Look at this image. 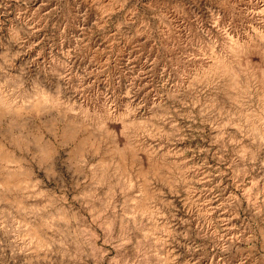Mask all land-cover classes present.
<instances>
[{
    "label": "rangeland",
    "instance_id": "obj_1",
    "mask_svg": "<svg viewBox=\"0 0 264 264\" xmlns=\"http://www.w3.org/2000/svg\"><path fill=\"white\" fill-rule=\"evenodd\" d=\"M263 6L264 0H0V85L14 94L40 85L74 109L0 122L7 141L27 143L37 180L22 192L26 212L0 202V264H144L151 253L150 261L155 254L167 264H264V146L238 130L244 120L226 102L223 78L200 83L199 98L187 94L182 63L184 23L190 59L212 63L231 40L264 31ZM251 98H242L243 106L258 109ZM104 106L123 120H112L108 132L77 127L84 107ZM132 120L138 129H122ZM39 136L56 145L51 170V162H37ZM104 172L110 179L99 183ZM144 193L155 213L144 224L156 222L167 233L152 251L137 247L141 234L129 207ZM11 217H49L48 245L26 250L12 234Z\"/></svg>",
    "mask_w": 264,
    "mask_h": 264
},
{
    "label": "bare ground",
    "instance_id": "obj_2",
    "mask_svg": "<svg viewBox=\"0 0 264 264\" xmlns=\"http://www.w3.org/2000/svg\"><path fill=\"white\" fill-rule=\"evenodd\" d=\"M115 5L116 3H112L109 5L108 8L105 6L104 8L105 9L107 8L106 10H111L115 7ZM263 11H264V6H263ZM184 27H185L184 28L185 38H186L185 47H184L185 53H183L185 57L182 62L183 68H185V74H186L185 79H183L184 80L183 82L184 91L187 94H191L193 92L195 93V96L197 97L198 95L196 93H198L197 89L200 83L206 82V83L211 84V83H215L214 80L217 77H219L217 80H219L220 78H223L225 82H223L222 80L221 81L224 83L225 91L223 92H226L225 93L226 99H227L226 102L229 103V105L233 104V105H236V107L240 108L239 109L240 112L239 111L237 112H239L238 115L241 114V118L244 120L243 121L241 119L243 123L241 122L239 124L238 123L236 124L238 130H242V131L246 130L248 132V137L253 146H255L256 144L259 146H264V31L258 30V32L255 31L254 34L252 33L250 35H247L248 36L247 41L246 40L245 41H240V40L232 41L231 40L228 45L226 44L227 45L226 52H222V53L219 52L220 54L217 53L218 55L216 57H213V58L211 57L213 61L212 63L208 62L205 64V63H202L201 61L193 62V60L190 59L191 55L188 53L190 49L188 45L192 42L190 41V38H188L189 33L186 32V30H189L188 29L189 27L186 26L185 23H184ZM213 51H214V48H213ZM212 54L214 53L212 52ZM256 58L259 59V63H257ZM210 60L211 59H209V61ZM19 82L17 83V81H15V83H17V88H20L22 86L21 83ZM17 88L15 87V91ZM34 90L35 91L32 94H26V92L24 94L23 92L19 90L16 91V94H14L15 92L8 93V91L7 90L5 91L2 85H0V122H2L4 119H8V117L12 119H15V118L17 119L19 117H23V116L31 115V114H36L40 116L43 113L46 114V112L50 113L52 111L53 112L58 111V112H61L63 115H66L72 112V110H74L72 106H69L70 103L68 104L66 100L64 101L58 96L59 95L58 93L54 95V93L53 94L51 93L52 91L51 92L49 91L50 89L41 88L40 85L37 89L35 88ZM248 95L256 99L255 101L258 103V106H259L258 109L254 110V108L253 109L251 107L245 108L243 106L244 101L242 100L244 99V97ZM199 97L201 96H198V98ZM106 107L107 106H104L103 108H101L102 109L101 111H97L95 109L97 112L84 107L82 110L80 109L81 112L80 114H78V118H76L74 122L77 124V127L79 129H86L89 126H94L95 128L97 127L98 129L99 128L105 129L108 132L109 131L108 124L112 120L122 119L123 114L114 113L113 111L110 110V108H106ZM222 122L224 123V121ZM123 125L125 126V128L130 129L131 126L132 127L135 126L134 128L138 129V125L134 122V120L129 121V122L128 121L124 122L122 124V129L124 128ZM75 130H78V129L75 128ZM134 135H136V133ZM19 139L12 138L11 140L7 141L5 137V132L0 129V202L1 201L6 202V201L11 200L13 205H15L18 210H23L22 212L24 213L26 211L24 210L25 207L22 208L23 207V200L21 199L22 192L25 188L36 184L37 180L35 179V176H34L36 172L35 165L34 163L28 162V157L26 156V153H25L27 151L26 146H25L27 143ZM36 143L38 146V153H39V157H38L39 160L37 161L38 164L40 165L42 161H49V162L54 161L55 154L57 152L56 145L53 144V142H51L50 140L44 141L42 137L40 136H39V139H37ZM117 152L120 154L121 156L120 158L123 161L124 157H126V154H123V151H121V149ZM51 164L53 166H50V168L48 167L49 170H51L52 167L54 168V164L52 162ZM118 167H117L118 170L123 169V172L126 171L124 168L125 166H122V164H120V166ZM105 172L100 174V179L98 181L99 183L100 182L104 183L105 181L110 179L109 173L108 172L105 173ZM95 175L98 177L99 174L97 175L96 173ZM128 182H126V180L124 181L123 183L124 188H127L129 185H131L130 181ZM148 198H149L148 195L144 193L143 197L140 200L135 201L134 204L129 206L131 208L130 209L131 213L134 215V222H133V224L135 225L134 228H136V231H138V233L141 234V239L138 240V244L136 243V245L139 249H144V251H146L147 249L149 250V248H150V251H152L151 250L153 248L151 245L152 242L160 244L161 242H163V237H164L163 234L166 233L165 228L163 226L161 227L160 224L156 222L149 223L150 224L149 227L147 226V224H144V221L142 220L144 217H149L150 220H153L154 215H155L154 211L151 210V207L149 206V203L147 202ZM36 207H37L36 205H32L29 207L28 210H30L31 213L32 212L35 213L38 210L37 209L38 207L37 208ZM31 213H28V214L31 215ZM5 218H6V213L4 209V211L2 210L0 211V220L1 219L4 220ZM48 218L49 217H47V219ZM47 219L44 217H41V218H35L34 220L33 219L30 220L26 217L22 221V223H20L21 221L15 222L16 220L13 219L15 224L13 223V220L11 223H13L15 227H13L12 229L13 231L12 234L14 233V237L16 239L25 241V243L24 242L22 243H24L25 248H27L26 250H29V251L30 250H35V251L42 250L49 243L48 240L46 239V235L43 233L44 228L49 229L51 227V224H50L51 222ZM137 219L139 220L137 221ZM50 220L53 222L54 218L53 220L52 219ZM108 223L110 225L112 224L111 222L107 221V224ZM154 246H157V245H154ZM146 253H148V251ZM150 255H149V258L151 259L152 255L151 256ZM154 255L155 254H153V259L155 258L154 260H157L156 262H152L153 259L150 261V259L147 258L144 264H167V261L165 259L161 258L158 255H155V256Z\"/></svg>",
    "mask_w": 264,
    "mask_h": 264
}]
</instances>
